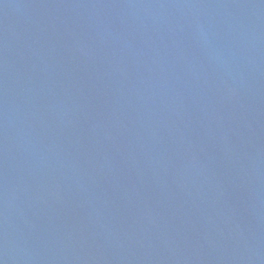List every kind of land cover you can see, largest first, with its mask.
Here are the masks:
<instances>
[{"label":"water","instance_id":"water-1","mask_svg":"<svg viewBox=\"0 0 264 264\" xmlns=\"http://www.w3.org/2000/svg\"><path fill=\"white\" fill-rule=\"evenodd\" d=\"M0 264H264V0H0Z\"/></svg>","mask_w":264,"mask_h":264}]
</instances>
